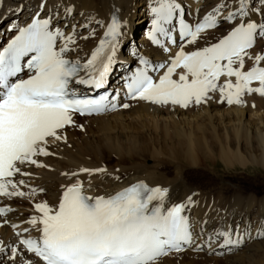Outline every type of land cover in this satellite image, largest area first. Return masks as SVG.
<instances>
[{
    "label": "snow or ice",
    "instance_id": "1",
    "mask_svg": "<svg viewBox=\"0 0 264 264\" xmlns=\"http://www.w3.org/2000/svg\"><path fill=\"white\" fill-rule=\"evenodd\" d=\"M153 3L155 6L150 10L154 18L148 37L156 45H161L157 34L167 37L172 44L177 43L167 27L172 25L175 15L180 16L179 38L190 45L196 44L207 29L227 25L230 30L218 42L195 51H185L181 44L169 63H160L153 68L166 69L158 79L149 75V61L141 58L140 64L144 67L138 68L124 85L128 98L187 108L192 103L207 102L211 99L209 93L217 90L221 102L226 99L228 104L243 103L241 97L246 93L264 96V67L259 66L264 61V54L253 57L248 51L258 38L264 39V0H260V7L256 6L257 0H235L234 10L226 15L224 10L228 4L218 2L195 24L186 21L177 0H153ZM45 5L46 0H42L41 10ZM73 11L72 6L65 8L68 15ZM251 14L261 19L253 20ZM237 19L239 23H231ZM121 29V22L113 15L104 38L90 57L83 62L71 60L67 54L76 44V26L66 34L52 26L51 18H40L37 12L31 22L20 27L18 34L2 47L0 196L25 197L37 192L33 188L26 194L19 189L20 185L27 186L26 181L13 178L31 175L22 171L23 166L46 167L37 157L54 155L48 151L50 140L67 142L64 129L77 126L73 119L76 114L84 116L116 109L115 97L110 100L108 95L81 96L73 85L105 88L117 63L115 57ZM60 41L63 43H58ZM164 50L169 51L166 47ZM245 57L254 60L255 66L248 71L243 70ZM178 68L184 71L178 79H173ZM221 76L235 77V83L228 79L218 87ZM254 81L259 87L251 86ZM129 106L127 103L122 105L123 108ZM103 172L106 169L80 168L76 172L62 173L69 179H76L64 187L55 207L46 201L34 205L39 215L31 216L26 223L39 233V237L25 238L17 231L19 245L23 248L11 247L8 260L14 261L22 254L31 253L43 264H161L163 257L173 253L179 254L188 248L202 250L197 240L203 236L204 229L195 233L190 217L185 214L195 204L192 196L183 203L167 206L169 189L149 187L144 181L114 194H86L84 182L78 178L80 174L91 176ZM11 211L10 207H0V216ZM29 231V228L23 229V232ZM256 235L264 237V225L259 226ZM221 238L220 247H231L253 237L249 228L241 231L237 225L214 230L205 243L211 247ZM4 251L5 247L0 246V252Z\"/></svg>",
    "mask_w": 264,
    "mask_h": 264
},
{
    "label": "bare ground",
    "instance_id": "2",
    "mask_svg": "<svg viewBox=\"0 0 264 264\" xmlns=\"http://www.w3.org/2000/svg\"><path fill=\"white\" fill-rule=\"evenodd\" d=\"M41 2L0 0V41L4 39L0 47L7 44L19 27L30 23L39 12L40 18H51L52 26L66 34H70L73 26H76V44L71 46L74 50L67 54V58L83 62L90 57L100 39L104 38L107 25L115 15L122 24V35L115 57L117 63L112 70L117 65L118 70H123L126 60H131L129 57L122 59L124 47L130 41L135 49L142 45L138 51L156 64L163 63L165 57L172 55V49L165 51L164 48L151 47L142 35L137 40L133 38L144 26L143 22H146L148 14L145 12L155 6L153 0H46L43 10L40 8ZM143 2L145 7L139 11ZM218 2L228 4L225 15L234 10L235 0H177L187 17L196 22L202 20ZM68 6L74 7L71 15L65 12ZM256 6H261L260 0H257ZM251 19L259 20L261 17L251 14ZM231 23H239V19ZM228 30L227 25H221L202 33V38L187 48L195 51L210 46L218 42ZM83 36L89 38L81 39ZM249 53L253 57L264 54V39L258 38L255 48ZM260 65H264V61ZM253 66L254 60L245 57L243 70ZM183 71L178 68L173 77L178 79ZM110 79L119 82L121 77L111 76ZM228 79L235 83L234 77H224L217 81L218 87ZM251 86L259 87V83ZM75 89L81 90L78 86ZM209 95L211 99L207 102L192 103L187 108L171 104L161 106L137 99L130 103L124 102L130 106L122 107L117 112L97 117L79 118L75 115L73 119L77 126L64 129L67 142L50 140L48 151L54 155L37 157L46 167L23 166L22 171L31 175L13 178L26 181L27 186H19L26 194L33 188L37 192L25 197L0 196V207L13 209L0 217V241L3 242L0 246L5 247V251L0 252V264H28L29 261L41 264L28 253L18 256L14 261L8 260L11 247L21 248L17 237L10 233L21 230L22 226L24 229L29 228L30 233L37 234L26 223L31 216L39 215L34 205L46 201L55 207L64 187L76 179H69L62 173L76 172L80 168L106 169L103 173L91 176L81 173L78 177L84 182L86 194L91 196L114 194L139 181H144L149 187L168 188L167 206L183 203L192 196L195 204L185 214L190 217L195 233H200L202 227L204 229L203 236L197 240L202 250L188 248L179 254L163 257L161 264H264V237L256 235L259 226L264 225V96L246 93L241 97L243 103L228 104L226 99L221 102L218 90ZM80 126L81 133L77 132ZM146 154L157 162L149 167L139 165V159ZM218 163L229 174L237 167L251 169L258 173L261 180L243 173L245 177L240 179L249 189L243 190L232 185L230 191L214 189L213 185L198 187L188 180L189 176L204 175L205 167L215 173L214 168ZM164 166L171 170V175L166 173ZM39 189L43 191L39 192ZM5 220L7 224L3 223ZM13 224L18 227L14 229L11 226ZM237 225L241 231L249 228L253 238H245L241 245L231 247H220L222 238L212 243L211 247L205 243L207 236L214 230L229 226L235 228Z\"/></svg>",
    "mask_w": 264,
    "mask_h": 264
},
{
    "label": "rangeland",
    "instance_id": "3",
    "mask_svg": "<svg viewBox=\"0 0 264 264\" xmlns=\"http://www.w3.org/2000/svg\"><path fill=\"white\" fill-rule=\"evenodd\" d=\"M143 7H145L144 2L141 3L139 11H142ZM3 41H4V39H2L0 41V44ZM129 124L133 125V123H131V122ZM77 132L81 133L82 129H80V128H79V130L77 129ZM148 157H149L148 154L143 155V157L139 159V162H138L139 165L148 166L149 167V166H152L154 163L157 162L156 160H152L151 157H149V158ZM164 170L166 171V173L168 175H171V173H170L171 170L168 169L166 166H164ZM214 172L216 173V175H215V173L210 171L208 167H205L204 171H203L204 175H202V176H200V175L199 176L198 175L189 176L188 180H190L194 185L197 184L198 187H202L203 185H205V186L213 185L214 189L215 188L216 189L217 188H221L224 191H230L231 188H232V185H235L238 188L241 187L240 189H243V190L249 189V187L246 186V184L244 182H242V180L240 179V178L245 177V175L243 173L250 174L251 176H256L259 179L261 178L260 176L257 175L258 173H255L251 169L244 170V169H241V168H238V167L235 170H231L230 174L226 173L224 171L223 166H222L221 163L217 164V166L214 168ZM261 173H262V171H261ZM230 184H231V186H230ZM255 189H259V188L256 187ZM43 195H45V194H43ZM43 195L41 197H43ZM10 235H12V232L10 233ZM9 252H10V250H9Z\"/></svg>",
    "mask_w": 264,
    "mask_h": 264
}]
</instances>
